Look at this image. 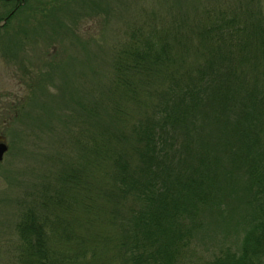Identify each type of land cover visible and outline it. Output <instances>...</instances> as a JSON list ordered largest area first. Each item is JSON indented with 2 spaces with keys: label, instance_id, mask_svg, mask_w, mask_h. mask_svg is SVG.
Segmentation results:
<instances>
[{
  "label": "trees",
  "instance_id": "1",
  "mask_svg": "<svg viewBox=\"0 0 264 264\" xmlns=\"http://www.w3.org/2000/svg\"><path fill=\"white\" fill-rule=\"evenodd\" d=\"M28 3L0 0V28ZM171 3L111 44L100 98L76 104L73 155L36 179L7 264H264V5ZM212 215L233 237L209 250Z\"/></svg>",
  "mask_w": 264,
  "mask_h": 264
},
{
  "label": "rangeland",
  "instance_id": "2",
  "mask_svg": "<svg viewBox=\"0 0 264 264\" xmlns=\"http://www.w3.org/2000/svg\"><path fill=\"white\" fill-rule=\"evenodd\" d=\"M167 1L172 4V0H39L37 8L26 4L6 29L0 28V141L8 146L0 162V264L8 262L7 248L10 253L19 243L16 219L36 179L48 178L57 161L72 157L69 137L74 133L76 104L89 99L87 94L100 98V86L109 78L111 44L139 11L162 9ZM186 1L177 0L183 6L227 0ZM61 25L72 28L71 33ZM88 67L95 71L91 74ZM31 80L42 83L39 89L33 91L32 84H37ZM214 218L210 216L198 234L201 248L215 249L233 237L222 229V218L215 225Z\"/></svg>",
  "mask_w": 264,
  "mask_h": 264
},
{
  "label": "water",
  "instance_id": "3",
  "mask_svg": "<svg viewBox=\"0 0 264 264\" xmlns=\"http://www.w3.org/2000/svg\"><path fill=\"white\" fill-rule=\"evenodd\" d=\"M6 151H7V146L5 145V143L0 141V161L2 160Z\"/></svg>",
  "mask_w": 264,
  "mask_h": 264
}]
</instances>
